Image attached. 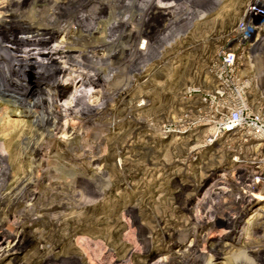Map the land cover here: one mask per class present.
I'll return each instance as SVG.
<instances>
[{
	"label": "rangeland",
	"instance_id": "obj_1",
	"mask_svg": "<svg viewBox=\"0 0 264 264\" xmlns=\"http://www.w3.org/2000/svg\"><path fill=\"white\" fill-rule=\"evenodd\" d=\"M113 1L98 0L99 12L106 16L101 23L109 27L124 19L117 27L132 29L127 62L93 50L96 38L82 41L70 33L76 43L93 45L80 52V73L51 82L35 64L42 75H23L19 80L23 91L15 90L12 82L0 86L2 97L27 110L23 116L0 111V192L14 177L32 172L46 177L31 208L34 203H56L58 193L69 194L68 207L60 213L43 216L23 203L12 210L0 208V237L5 225L15 223L14 241L22 238L25 243L21 250L3 256L11 248L4 243L0 264H132L131 253L136 264H149L159 256L167 260L177 243L198 231L195 222L204 209L213 217L208 215L197 243L187 241L184 249L191 250L190 257L207 254L214 239L226 243L228 257L244 254L256 239L264 240V217L257 224L244 223L264 210V201L255 199L264 196V183L253 184L264 175L263 142L246 140L240 133L215 138L212 122H198L201 114L194 104L199 103L188 93L193 85H215L207 65L219 63L220 51L251 0H149L145 11L165 13L161 22L151 13L140 14L145 0L115 1L132 8L131 14H115ZM48 5L54 7L53 2ZM259 9L264 12V7ZM62 13L72 18L68 7ZM72 22L76 28L86 25L84 29L98 25L90 20L83 24L82 19ZM108 34L101 32L99 39H109ZM257 38L255 45L236 39L230 46L239 52L236 72L249 83V102L264 110V32ZM51 45L65 46L57 41ZM114 88L127 89L112 96ZM48 97L60 107L76 109L59 120L64 130L39 141L47 161L32 164L23 158L21 142L36 120L34 108L45 111L49 104L44 100L45 105L36 107L35 101ZM84 112L89 121L79 118ZM252 206L256 211L251 213ZM233 208L241 215L233 220L235 225L217 226L216 220ZM142 232H148L153 243L148 252L140 240ZM261 254L263 259L264 251ZM221 256L215 264H226L227 258ZM236 258L234 264H243Z\"/></svg>",
	"mask_w": 264,
	"mask_h": 264
},
{
	"label": "bare ground",
	"instance_id": "obj_2",
	"mask_svg": "<svg viewBox=\"0 0 264 264\" xmlns=\"http://www.w3.org/2000/svg\"><path fill=\"white\" fill-rule=\"evenodd\" d=\"M115 1L111 4L114 6L115 14H121L123 12H126V14L133 13L132 8L122 3L118 4ZM148 1L149 0L141 2L139 9L143 11L140 14L145 17L151 13L161 22L164 19L163 15L165 13L162 11L147 13L145 7ZM51 2H53L54 7L48 5ZM162 2H164V0H162ZM261 3H263L261 0H251L244 14L248 17L258 15L255 6ZM64 7L69 8L71 19L63 15L62 8ZM100 8L101 5H99L98 0H0V86L12 82V85H15V90L20 89L23 91L24 86H19L21 84L19 80L22 79L23 75L26 73L41 74V72L36 70L38 66L36 67L35 64L41 65L38 68L44 71L45 75L47 74L51 82H64L72 78L75 73H80L78 68L82 66L83 61L80 52L85 53L90 51L88 47L91 48L93 46H85L82 43L86 38H96L98 40V44L95 45L96 47H94L93 50L100 49L107 51L106 54L108 58L113 60L118 57L120 62H127V56L131 54L130 52L134 42L132 37L133 31L128 26L124 28L117 27V24L120 21H124V19H119L117 23L109 27L108 25L104 26L101 22L105 20V15L99 12ZM159 8L163 7L160 6ZM173 15L174 14L171 16ZM75 19H82L84 21L83 24H87L89 20L94 21L98 25L88 29H84L86 25H78L76 28L72 22V20ZM103 31L109 33V39H99V35ZM65 32L66 34L63 35V39L58 41V38ZM70 33L78 34V36H80L78 40L82 41L76 43V39H71V37L68 36ZM52 41H57L65 46L63 48L61 47V49H55L51 45ZM93 54L97 55L94 51ZM93 54H90V60H93ZM100 56L101 54L98 53L99 58L97 57L96 59L98 63L102 61ZM83 79L84 78L80 81L84 82ZM126 89L127 88H114L111 95H120L126 91ZM44 100H47L46 102L49 104L46 106L45 111L40 112L37 108H34V110L32 109L34 111L33 113H35L36 120L31 123L30 128L28 127L30 130L26 133L21 142V149L25 154L23 158H26L32 164H41L47 161L49 156L42 148L37 146L39 141L52 137L58 131L64 130L59 120L68 116L71 112H75L76 109L72 106L60 107L55 103L52 97L36 100L34 103L35 106L45 105ZM0 108L1 112L9 111L15 114L19 113L21 114L20 116H23L27 111L23 109L25 107L21 109L13 99L4 98L1 95ZM79 114L81 120L89 121L91 119L87 112ZM45 177L46 176L38 173L34 175L31 172L25 177H14L10 183L8 181L4 184L0 192V208L3 207L6 210H12L23 203L26 204L30 210H37L43 214V216L52 212H62L68 207V203L66 202V198H68L69 195L67 193L68 191L58 193L56 195L57 202L54 204L34 203L31 208L30 202L34 201L37 195H39L38 188ZM10 178L11 177H9V179ZM67 190H70V187L67 188ZM37 198H39V196ZM255 199L264 201V196L256 197ZM250 205H253V203ZM253 206L250 210L251 213L256 211H253ZM209 213L207 209L203 210L202 218L195 222V227L198 231L196 233H191L185 241L177 243L173 253L167 257V260L159 256L149 264H215L217 258H222L221 254L227 258L225 260L226 264H234L237 256L239 259H243V264H264V258L262 259L261 254L264 251L263 239L254 240L246 247L244 254H242L243 252L241 251L239 255L233 257L225 256L226 243L224 241L214 239L208 246L209 251L207 254H205V251L201 253L196 252L194 256L190 257L188 253H190L191 250L184 249V247L189 240H192L193 243H197L200 237V231L209 222L207 220L208 215H210ZM238 213V209L233 208L229 214L224 215L225 217L218 218L215 223L217 226L226 229L235 225L233 220L241 216ZM210 216L213 217V214ZM263 217L264 210L259 209L257 213L253 214V216L244 223L251 224V221L254 220L253 222L257 224ZM4 228V233L0 237V249L3 247L2 245H4V243H6L7 247L11 246V248H7L2 254L3 256L17 252L25 247L22 238H20L17 243L14 241L15 238H18L17 224L8 223ZM140 238L141 242H146L145 252L150 251L153 247L150 234L148 232H142ZM13 242L15 243L14 246H12ZM134 257V253H131L130 258L133 260L132 264H136ZM50 260H52V257Z\"/></svg>",
	"mask_w": 264,
	"mask_h": 264
},
{
	"label": "built area",
	"instance_id": "obj_3",
	"mask_svg": "<svg viewBox=\"0 0 264 264\" xmlns=\"http://www.w3.org/2000/svg\"><path fill=\"white\" fill-rule=\"evenodd\" d=\"M261 2L264 3L263 0ZM263 3L255 6L258 15L248 17L243 14L238 20L219 53V63L207 65V73L215 80V85L210 88L201 85L188 88L189 95H194L199 103L194 104L196 112L201 114L198 122L206 120L212 122L215 138L240 133L246 140H261L264 144V110L256 108L249 102L247 96L249 83L236 72L239 52L230 46L236 39L240 43L251 45L257 43L258 34L264 32V12L259 9L260 6L264 7ZM232 33L235 37H232ZM260 164L264 166V155ZM261 165L257 168H261ZM259 180L264 183V175L257 176L255 183H259Z\"/></svg>",
	"mask_w": 264,
	"mask_h": 264
}]
</instances>
